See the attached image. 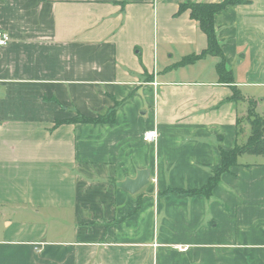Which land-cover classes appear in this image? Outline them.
Segmentation results:
<instances>
[{"label":"crops","instance_id":"1","mask_svg":"<svg viewBox=\"0 0 264 264\" xmlns=\"http://www.w3.org/2000/svg\"><path fill=\"white\" fill-rule=\"evenodd\" d=\"M221 1L0 0V264H264V154L188 192L249 134L232 88L264 118V0L213 15L231 83L182 62L207 38L180 6Z\"/></svg>","mask_w":264,"mask_h":264},{"label":"trees","instance_id":"2","mask_svg":"<svg viewBox=\"0 0 264 264\" xmlns=\"http://www.w3.org/2000/svg\"><path fill=\"white\" fill-rule=\"evenodd\" d=\"M242 0H222L219 3H192L185 2L180 6V10L189 9L192 19L198 21L200 29L204 32L207 38V47L199 55L194 57H186L183 63H188L193 59L202 58L204 56H215L220 61L216 64V71L218 73L219 82L231 83L232 72L225 65L223 54L220 48V43L216 37L215 29L213 26V15L216 11L220 10L226 5L239 3ZM232 99L248 101L247 107V125L249 127V134L243 144L235 143L234 148L229 151H221V163L216 173L209 179L208 183L197 190L188 191L194 193L202 191L209 193L210 189L218 182V176L227 171L229 167L237 163V158L241 155H256L264 154V118L260 113L255 110V101L252 98L243 96L236 88H232ZM114 119V110L111 109L105 114H98L93 117L79 116L78 120L72 119L71 122H94L105 123L112 122Z\"/></svg>","mask_w":264,"mask_h":264},{"label":"water","instance_id":"3","mask_svg":"<svg viewBox=\"0 0 264 264\" xmlns=\"http://www.w3.org/2000/svg\"><path fill=\"white\" fill-rule=\"evenodd\" d=\"M149 179L150 170L141 169L137 171L134 178H126L123 181H119L116 183V186L131 194H134L148 185Z\"/></svg>","mask_w":264,"mask_h":264},{"label":"built area","instance_id":"4","mask_svg":"<svg viewBox=\"0 0 264 264\" xmlns=\"http://www.w3.org/2000/svg\"><path fill=\"white\" fill-rule=\"evenodd\" d=\"M10 40V36L8 32L4 31L0 27V47L5 46ZM156 137V132L154 130H150L144 133L143 139L144 140H151Z\"/></svg>","mask_w":264,"mask_h":264},{"label":"rangeland","instance_id":"5","mask_svg":"<svg viewBox=\"0 0 264 264\" xmlns=\"http://www.w3.org/2000/svg\"><path fill=\"white\" fill-rule=\"evenodd\" d=\"M204 57H206V56H204ZM198 59H200V58H197V57H196V59H195V60L197 61ZM186 64H188V63H186ZM247 115H248V114H247ZM247 115H246V117H247Z\"/></svg>","mask_w":264,"mask_h":264},{"label":"bare ground","instance_id":"6","mask_svg":"<svg viewBox=\"0 0 264 264\" xmlns=\"http://www.w3.org/2000/svg\"><path fill=\"white\" fill-rule=\"evenodd\" d=\"M10 36V35H9Z\"/></svg>","mask_w":264,"mask_h":264}]
</instances>
